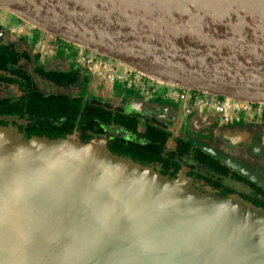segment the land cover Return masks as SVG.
<instances>
[{"label":"water","instance_id":"water-1","mask_svg":"<svg viewBox=\"0 0 264 264\" xmlns=\"http://www.w3.org/2000/svg\"><path fill=\"white\" fill-rule=\"evenodd\" d=\"M0 10L162 85L264 104V0H0ZM193 121L202 150L264 189L258 121ZM0 264H264V209L106 143L0 125Z\"/></svg>","mask_w":264,"mask_h":264},{"label":"flooded vegetation","instance_id":"flooded-vegetation-1","mask_svg":"<svg viewBox=\"0 0 264 264\" xmlns=\"http://www.w3.org/2000/svg\"><path fill=\"white\" fill-rule=\"evenodd\" d=\"M13 16L0 10V111L10 105L24 109L28 115L4 114L2 111L1 126L15 127L27 139L73 138L82 143L101 139L108 149L112 145L125 151H135L136 158L140 160L129 154L119 156L153 168L170 179H178L183 175L204 192L211 191L213 195L223 198L238 197L264 209L262 187L197 145L201 135L195 128L194 116L198 115L203 124L212 121L222 123V116L212 106L201 111L193 100L185 103L181 101L179 89L168 93L159 92L162 85L146 78L138 79L126 66L123 71H119L122 63L33 26H19L20 19ZM69 47L75 50L72 57ZM135 79L140 84L135 85ZM191 94L193 97H207L193 90ZM34 96L46 101H78L81 110L74 120L72 131L56 137L33 133L36 130L30 126L33 122L37 124L38 119L30 120L29 112L32 108L41 111L40 106L32 107L29 102ZM207 98L212 105L226 101V97L222 96ZM184 104L192 109L187 120L182 114ZM87 108L91 110L89 118L84 114ZM256 109L257 106H253V113H240L242 116L239 119L243 124L258 121L257 124L262 128L264 110L257 113ZM193 110L197 114L191 116ZM42 117L40 112V123ZM66 118L63 115L60 120H49L62 127ZM230 126L224 125L225 128ZM155 132L159 135H155Z\"/></svg>","mask_w":264,"mask_h":264},{"label":"trees","instance_id":"trees-1","mask_svg":"<svg viewBox=\"0 0 264 264\" xmlns=\"http://www.w3.org/2000/svg\"><path fill=\"white\" fill-rule=\"evenodd\" d=\"M2 11V10H1ZM5 12V11H2ZM61 77L63 78H69L66 75H61ZM31 100L29 101L30 104L33 106L38 105L41 108V111H37V109L32 108V111L29 112L30 113V120H34V119H38L37 124L35 122H33L31 124V128L35 129L36 131L33 133H36L37 135L41 136V135H47L49 137H56L59 135H63L64 132H71L72 128L74 126V120L76 119V117L78 116L80 110H81V106L80 103H78V101H70L68 103V101H61V100H40L38 99V96H34L30 98ZM48 102V103H47ZM4 114H16L19 113L21 116H26V114L28 115V112L24 111V109H20V108H16L15 106H10L7 105L5 107L4 110H1L0 112H2ZM42 113L43 117L41 119V123L39 121L38 118V114ZM89 113H91L90 108H87L85 110V116L86 118H89ZM99 115H101V113H98ZM66 115L67 116V120L64 123V126L59 127L57 126L55 123L51 122L49 120V118H53L56 121L60 120L61 116ZM102 116V115H101ZM28 117V116H27ZM155 135H159L156 132L154 133ZM154 142H156L155 139H152ZM139 147H136L135 149H138ZM109 149L112 151V153L118 154V155H123V154H129L131 155L133 158L137 159L134 152L135 151H125L123 148L117 146L116 148H114L112 145H109ZM139 158V156H138ZM137 160H140L137 159Z\"/></svg>","mask_w":264,"mask_h":264},{"label":"built area","instance_id":"built-area-1","mask_svg":"<svg viewBox=\"0 0 264 264\" xmlns=\"http://www.w3.org/2000/svg\"><path fill=\"white\" fill-rule=\"evenodd\" d=\"M94 64V63H93ZM98 67V66H97ZM128 68V67H127ZM129 71L131 73H135L137 75L138 79L141 78H146L149 79L145 76H143L142 74L133 71L132 69L128 68ZM152 82H156L152 79H149ZM133 83L135 85L140 84L139 81L137 79L133 80ZM158 85H162L158 82H156ZM166 86V85H165ZM169 87L171 90H175V89H179V98L181 101L187 102L190 100H193L195 103L196 107H199L201 109V111H203V109H205L206 107L212 106L215 110L216 113L220 114L222 116V123H232V120H234L235 118L240 120L239 118L242 116L240 115V113H253L254 110L253 106H257L256 112L257 113H261L264 110V104H257V103H245V102H241V101H235V100H231L229 98H226V101L224 103H219V104H211L210 101L208 100L207 97L210 96V98H212L211 95H207L205 94L207 97H201V96H194L191 94V90L188 89H182V88H178V87H171V86H167ZM192 111V109H190L189 107H187L184 104V112L186 115L190 114ZM239 114V115H238ZM231 121V122H230Z\"/></svg>","mask_w":264,"mask_h":264},{"label":"rangeland","instance_id":"rangeland-1","mask_svg":"<svg viewBox=\"0 0 264 264\" xmlns=\"http://www.w3.org/2000/svg\"><path fill=\"white\" fill-rule=\"evenodd\" d=\"M13 15V14H12ZM14 17V16H13ZM18 23H19V26H22L23 27V25L24 26H26V25H28V26H30L29 24H27V23H25V22H23L22 20H18ZM26 24V25H25ZM68 49H70L69 50V54H70V56L72 57L73 55H74V53H75V50H74V48H72V47H69ZM125 69V65L123 64L122 65V67L121 68H119V71H123ZM236 123H238V122H236ZM235 125H238V124H235ZM216 126H218V124H216ZM230 128H234V125H232V126H230ZM224 129V128H223ZM262 131H264V127H262V128H260ZM208 139V138H207ZM206 139H204V141H205ZM95 142H99V143H102V144H104V141H102L101 139H96V140H94ZM93 142V141H92ZM253 162H256L257 160H256V158H253V160H252ZM182 178H186L189 182H191L192 183V181L190 180V179H188L187 177H185V176H181ZM179 179V178H178ZM192 185L194 186V184L192 183ZM195 187V186H194ZM196 189H198V190H200L199 188H197V187H195ZM200 191H202V190H200ZM202 192H204V191H202ZM205 193H210V194H212L213 195V193L211 192V191H208V192H205ZM232 198V197H231ZM238 198V197H237ZM240 199V198H239ZM242 200V199H241Z\"/></svg>","mask_w":264,"mask_h":264},{"label":"crops","instance_id":"crops-1","mask_svg":"<svg viewBox=\"0 0 264 264\" xmlns=\"http://www.w3.org/2000/svg\"><path fill=\"white\" fill-rule=\"evenodd\" d=\"M31 26V25H30ZM160 89H159V92H162V93H168V92H170V88L169 87H167V86H165V85H162L161 87H159ZM194 111L195 110H193V112H192V114H191V116L192 115H194V114H197V113H194ZM182 114L184 115V118L187 120V119H189L190 117H188L186 114H185V112H184V107H183V109H182ZM210 116V114L209 115H207L206 117H209ZM195 117V116H194ZM193 117V118H194ZM207 122H209V121H207ZM236 122H238L237 124L238 125H235V123ZM203 123V122H202ZM206 123V122H205ZM233 124H234V126H240L241 124H243L241 121H239V120H236V121H234V122H232ZM222 123H220V124H218V125H221ZM198 126H200V124H197V127ZM199 136H200V134H199ZM198 139H203V137L202 136H200V137H198Z\"/></svg>","mask_w":264,"mask_h":264}]
</instances>
